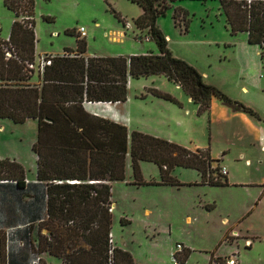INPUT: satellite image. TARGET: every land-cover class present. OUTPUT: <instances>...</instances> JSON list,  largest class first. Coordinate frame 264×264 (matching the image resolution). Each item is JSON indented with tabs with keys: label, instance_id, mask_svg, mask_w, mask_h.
I'll list each match as a JSON object with an SVG mask.
<instances>
[{
	"label": "rangeland",
	"instance_id": "1",
	"mask_svg": "<svg viewBox=\"0 0 264 264\" xmlns=\"http://www.w3.org/2000/svg\"><path fill=\"white\" fill-rule=\"evenodd\" d=\"M10 6L18 11L17 18ZM173 8L186 13L187 31L183 22L179 27L174 25ZM173 8L156 21L168 50L195 68L207 85L253 115L234 111L216 98L211 99L208 111L200 112L180 88L162 76L130 80L127 99L117 107L126 115L129 131L191 150L208 149L211 158L219 161V173L226 169L228 176L220 175L226 178L227 186L202 185L195 171L182 168L171 172L182 185L179 188L115 182L112 246L127 251L136 264H173L170 251L179 242L188 250L186 261L180 264H214L209 262L211 258H219L218 264H223L235 252L238 264H264V61L259 48L247 43L245 33L230 35L217 0H183ZM140 14V8L127 0H0V40H7L16 19L27 27L33 22L35 71L44 55L74 51L75 38L66 33L76 34L81 27L86 34V56L157 54L146 32L134 26ZM161 88L172 91L176 103L157 99L149 92ZM12 126V131L4 133L13 136L0 138L3 154L12 153L13 142L21 151L36 138L35 121ZM126 169L132 182L129 165ZM139 169L143 182L158 181L155 165L140 163ZM144 209L151 215H143ZM121 219L127 222L121 223ZM230 227L237 235L228 238L229 243L235 239L229 247L225 235ZM245 240L250 243L245 244ZM183 253L182 247L177 257ZM41 260L43 264H60L47 256Z\"/></svg>",
	"mask_w": 264,
	"mask_h": 264
},
{
	"label": "trees",
	"instance_id": "2",
	"mask_svg": "<svg viewBox=\"0 0 264 264\" xmlns=\"http://www.w3.org/2000/svg\"><path fill=\"white\" fill-rule=\"evenodd\" d=\"M127 1L140 8L134 26L146 32L157 54L84 57L86 42L72 31L66 34L74 36L75 50H65L61 56L44 55L50 64L40 74L29 68L35 64L33 22L27 27L16 19L7 40H0V119L14 125L36 121V142L32 147L37 156L36 177L46 186L48 235L33 241L30 224L24 226L25 241L21 247L27 251L25 264H43V254L57 258L61 264H134L128 252L112 246L110 187L90 184L124 181L127 159L135 186L146 185L140 163H151L158 170L159 182L147 185L180 187L171 172L182 168L197 172L202 185L227 186L226 178L219 173V161L211 158L208 149L191 150L138 131L129 132L122 125L83 110L84 102L124 103L130 79L162 76L179 87L200 112L208 111L211 99L216 98L234 111L253 115L251 110L207 85L195 68L168 50L166 37L156 21L183 0ZM217 1L230 35L245 33L247 43L259 48V57L264 61V0ZM31 9L30 4V13ZM13 11L17 18L18 11ZM185 17L184 11L174 9V25L179 27L183 22L187 31ZM6 53H10L9 58ZM33 78L38 85L31 84ZM149 92L157 99L176 103L166 93L156 89ZM11 179L23 188L21 167L0 162V180ZM187 255L188 250L176 258L177 263L185 262ZM0 264H8L1 237Z\"/></svg>",
	"mask_w": 264,
	"mask_h": 264
},
{
	"label": "crops",
	"instance_id": "3",
	"mask_svg": "<svg viewBox=\"0 0 264 264\" xmlns=\"http://www.w3.org/2000/svg\"><path fill=\"white\" fill-rule=\"evenodd\" d=\"M61 55H56V56H61ZM84 57H89V56H86V54H84ZM31 84L35 86L38 85V80L36 78H33V80H31ZM158 91L166 93L173 98L172 91H170L167 88H161ZM188 101L190 102L189 99ZM121 104L123 103L110 104V103L84 102L82 104V107H83V110L87 114L94 116L96 118H99V119L107 120V121L122 125L126 127V129L129 131L128 125H127L128 119L126 118V115L119 113V110L117 108ZM27 121H34V120H27ZM12 125L14 124H12L9 120L0 119V138H3L4 135L13 136V134L4 133L7 129L12 131L14 129L12 128L13 127ZM36 135H37V123H36ZM35 142H36V138L34 139V141L29 140L25 147L22 146L21 151L16 147L15 143L13 142L12 150H11L12 153L10 155L3 154L0 152V162L8 161L10 163H15L19 165L23 171V188H18L13 179L0 180V237L4 239L5 260L7 261L8 264H25L26 263L27 251L24 247H21L22 242L25 241V231L23 229L25 225L30 224L29 230L33 238V241H37L38 237L40 236L46 237L48 235V230L45 228V225L47 222L46 186L44 183L39 182L36 177L37 156L32 150V147L35 144ZM127 160H126V167L129 165V160H128V165H127ZM30 163H31V166H30ZM126 167H125V180L124 181L90 182V184H94L98 187L101 184L108 185L110 187L109 201L111 204L110 205L111 226L113 222V213H114V207H115V202L113 200L114 183L123 182V183L130 184V185L133 183V181L131 182L129 180L130 178L127 177ZM227 176H228V173L226 174L225 177ZM157 182H159V177H158V181H154V183H157ZM197 182L198 181L194 183L195 186L198 185ZM144 183L146 185L139 186V187L151 186L154 188H162V189L164 188L174 189L175 188V187H169V186L147 185L149 183H146L145 181ZM248 185H245V186H248ZM256 185L257 184H250L249 186H256ZM143 215L150 216L151 211L148 209H144ZM121 220L124 222L125 221L127 222L126 219H121ZM186 221L190 222L189 218H186ZM224 221L225 220H223V222ZM233 235H237V233L234 229H232V227H230L227 230L226 235H225V243L229 247L232 246V243L235 241L234 239L232 243L228 242V238L236 237ZM245 241H249V240H245ZM176 244H180L183 247V249H185V251L187 250V247L183 243L179 242ZM174 251H175V248L170 251L171 257ZM43 256H47L49 258L58 260L57 258H54L48 254H43L41 255L40 258H42ZM218 260L219 258H217L216 261H214V259L212 261L209 260V262L218 264ZM133 261H134V264H136L134 259Z\"/></svg>",
	"mask_w": 264,
	"mask_h": 264
},
{
	"label": "built area",
	"instance_id": "4",
	"mask_svg": "<svg viewBox=\"0 0 264 264\" xmlns=\"http://www.w3.org/2000/svg\"><path fill=\"white\" fill-rule=\"evenodd\" d=\"M76 34L80 37V38H84L85 37V30L84 28H79L77 31H76ZM6 57L9 58L10 57V53H6ZM50 64V62L47 60H44L43 57H41L39 59V63H38V66L36 68V70L41 74L42 71H43V68L45 66H48ZM30 69H34L35 68L30 65L29 66ZM220 174L221 175H226V169L225 168H221L220 169ZM71 183H74V182H71ZM250 242L249 241H245V244H249ZM182 251V246L180 244H177L175 246V252L172 254V260H173V264H178L177 261H176V258H177V254H179L180 252ZM33 264H37V262H34ZM223 264H238V261H237V254L236 252L235 253H231L229 256H227L224 260V263Z\"/></svg>",
	"mask_w": 264,
	"mask_h": 264
}]
</instances>
